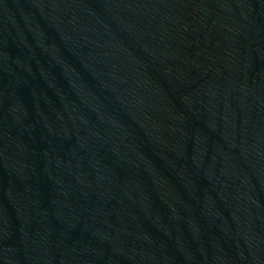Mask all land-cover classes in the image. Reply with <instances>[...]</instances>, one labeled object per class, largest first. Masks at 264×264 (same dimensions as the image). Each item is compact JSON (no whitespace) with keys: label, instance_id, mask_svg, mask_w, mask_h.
Here are the masks:
<instances>
[{"label":"water","instance_id":"obj_1","mask_svg":"<svg viewBox=\"0 0 264 264\" xmlns=\"http://www.w3.org/2000/svg\"><path fill=\"white\" fill-rule=\"evenodd\" d=\"M0 264H264V0H0Z\"/></svg>","mask_w":264,"mask_h":264}]
</instances>
